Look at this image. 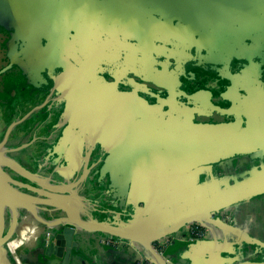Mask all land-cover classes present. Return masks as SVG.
Instances as JSON below:
<instances>
[{
    "label": "crops",
    "instance_id": "0c3cea01",
    "mask_svg": "<svg viewBox=\"0 0 264 264\" xmlns=\"http://www.w3.org/2000/svg\"><path fill=\"white\" fill-rule=\"evenodd\" d=\"M162 110L264 130V0H0V230L20 264H62L67 226L69 264L264 263V190L214 217L206 205L263 170L264 149L207 161L151 147L146 128L176 130L142 127ZM78 220L163 237L105 243Z\"/></svg>",
    "mask_w": 264,
    "mask_h": 264
},
{
    "label": "water",
    "instance_id": "95a60500",
    "mask_svg": "<svg viewBox=\"0 0 264 264\" xmlns=\"http://www.w3.org/2000/svg\"><path fill=\"white\" fill-rule=\"evenodd\" d=\"M147 126L142 127H176L168 122L161 120L155 123L147 122ZM155 124V125H153ZM241 127H212L204 126L202 130H196L193 132H183L180 130L161 129L155 131V133H146L142 135V139L151 145V147H159L165 150L167 153L178 154H193L203 155L207 161L217 159L220 157H228L237 153H249L259 151V155L264 149V130H255L257 127L250 128L247 132H240ZM238 130V131H236ZM261 157V156H259ZM148 158V157H147ZM148 160V159H147ZM264 190V162L263 170H258L257 173H252L244 180L228 185L223 191L212 197L207 201V207L212 206L211 212L213 217L223 207L233 203L236 200L247 197L256 192ZM190 218L182 222L181 226H185L190 223ZM200 221L201 220H194ZM191 221V222H194ZM76 223L105 231L110 233L109 236L124 239L141 240L147 243L148 240L162 239L163 234L158 232L149 233V237L144 236L140 231L128 228L123 225L113 224L110 222L93 221V220H78ZM75 229L73 226H67L63 232L56 234V243L60 247L59 254L63 257L62 264H69L71 249L74 237ZM6 238L3 237L0 230V264H14L9 256V250L6 246ZM153 249V245L148 243ZM153 251H155L153 249ZM156 255H159L157 251ZM161 255V254H160ZM159 264H167L164 259L159 256ZM257 264H264L262 262Z\"/></svg>",
    "mask_w": 264,
    "mask_h": 264
},
{
    "label": "built area",
    "instance_id": "2783aa9c",
    "mask_svg": "<svg viewBox=\"0 0 264 264\" xmlns=\"http://www.w3.org/2000/svg\"><path fill=\"white\" fill-rule=\"evenodd\" d=\"M188 228L191 230V233H192V234H190L191 239L205 237L207 234L206 227L199 221L191 222L189 224ZM161 240L162 239H159V241H161ZM104 242L105 243H111V244L127 243L126 240L116 238L113 236H108ZM6 246L9 250V254L13 255V257H14V261H13L14 264H20L19 253L21 250V242L19 241L17 243H14V239H9L6 241ZM157 248H159V250L164 249L163 246H160V247L157 246ZM136 264H158V263H154V262H151V261L145 260V259H139L136 261Z\"/></svg>",
    "mask_w": 264,
    "mask_h": 264
},
{
    "label": "rangeland",
    "instance_id": "374dc122",
    "mask_svg": "<svg viewBox=\"0 0 264 264\" xmlns=\"http://www.w3.org/2000/svg\"><path fill=\"white\" fill-rule=\"evenodd\" d=\"M182 114L183 115H173V114H171V111H169V110H162V116L159 117V119L164 120L171 125L177 126V127H175V129L180 130V131H183L182 129H184V130H190V129L202 130L203 124L211 120V119H209L208 121H205L204 120L205 117H200V115H196V114H195V116H191V117L186 116L184 113H182ZM141 117H131V118L133 120H139V119H141ZM4 118L6 121L10 120V118L12 119V117H10V116L4 117ZM156 121H158V120H156ZM213 121H216V119H214Z\"/></svg>",
    "mask_w": 264,
    "mask_h": 264
},
{
    "label": "flooded vegetation",
    "instance_id": "af4514ba",
    "mask_svg": "<svg viewBox=\"0 0 264 264\" xmlns=\"http://www.w3.org/2000/svg\"><path fill=\"white\" fill-rule=\"evenodd\" d=\"M191 3V2H190ZM241 7L240 6H238V5H236V3L234 4V10H235V12H237V11H239V9H240ZM231 20V19H230ZM235 22H238V21H235ZM166 43L164 44V43H162V46H164V47H168L171 43H169V42H167V41H165ZM172 45V44H171ZM163 59L164 60H166V61H168V57H163ZM163 60V61H164ZM169 61H171V60H169ZM169 71V69H167V72ZM181 75H185V73L184 72H182L181 73ZM246 77V76H245ZM242 78H244V77H242L241 76V79ZM215 79H217V77H215ZM218 79H219V77H218ZM228 82V81H227ZM146 84V83H145ZM147 85V87L149 88V90L151 91V90H155V88H156V86L154 85V84H152V83H147L146 84ZM165 92V91H164ZM168 94V93H167ZM200 117H205V121H208L209 119H211L210 120V122H212L214 119H216V120H219L220 118H223V117H220V116H218V115H213V116H200Z\"/></svg>",
    "mask_w": 264,
    "mask_h": 264
},
{
    "label": "bare ground",
    "instance_id": "6f19581e",
    "mask_svg": "<svg viewBox=\"0 0 264 264\" xmlns=\"http://www.w3.org/2000/svg\"><path fill=\"white\" fill-rule=\"evenodd\" d=\"M14 243H16V242L14 241Z\"/></svg>",
    "mask_w": 264,
    "mask_h": 264
}]
</instances>
